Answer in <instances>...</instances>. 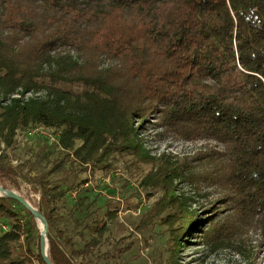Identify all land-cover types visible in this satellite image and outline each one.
Here are the masks:
<instances>
[{"label":"trees","instance_id":"16d2710c","mask_svg":"<svg viewBox=\"0 0 264 264\" xmlns=\"http://www.w3.org/2000/svg\"><path fill=\"white\" fill-rule=\"evenodd\" d=\"M147 123L205 148L189 162L152 155ZM22 128L38 137L13 163ZM1 142L0 183L38 192L53 264L130 248L101 249L118 208L88 185L117 156L147 166L146 194L161 189L137 226H162L165 264H184L192 232L211 251L245 254L251 229L264 245V0H0ZM38 237L31 211L0 192V264H47Z\"/></svg>","mask_w":264,"mask_h":264},{"label":"rangeland","instance_id":"374dc122","mask_svg":"<svg viewBox=\"0 0 264 264\" xmlns=\"http://www.w3.org/2000/svg\"><path fill=\"white\" fill-rule=\"evenodd\" d=\"M78 87V86H75ZM149 120L155 121L154 115ZM144 130V142L150 154L165 155L173 158H184L186 162L191 161L197 152L205 148L204 141L187 140L176 132L168 129L156 127L147 123ZM35 130V129H33ZM53 128L43 129L45 133H50ZM51 134L54 135L53 132ZM43 136V135H42ZM38 133L35 131L20 129L16 136V143L12 149V162L16 163L21 159L29 157V147L35 145ZM45 137V136H44ZM55 137V135H54ZM3 147V143H0ZM49 162H47L48 164ZM147 169L146 165L136 166L135 161L127 159L126 156L112 158V167L102 170L97 169L88 173V185L92 186L96 205H101L108 200L110 205H117V213L107 219L108 230L105 232V239L101 249L111 248L112 239L121 238L122 243H130L131 246L119 257H110L109 264H165L167 251L165 241L167 235L162 226L155 222L145 227L137 226L144 210L153 203L161 194V189L150 188V195L140 185V178ZM86 185V184H84ZM189 189L188 185H184ZM21 193L30 202L38 205L39 194L34 191L28 183L19 182L18 186H10ZM202 192L211 193L207 201H211L218 196L217 192L212 193V187L203 186ZM70 193V192H69ZM74 195V192H71ZM205 202V198H200ZM218 207L223 205L218 202ZM98 207V212L105 208ZM202 210L201 213H203ZM199 238L192 232L179 252L180 261L184 264H264L263 250L259 233L253 229L249 230L244 238L245 254L233 250V247H219L214 251L201 243ZM248 257H247V256Z\"/></svg>","mask_w":264,"mask_h":264},{"label":"water","instance_id":"95a60500","mask_svg":"<svg viewBox=\"0 0 264 264\" xmlns=\"http://www.w3.org/2000/svg\"><path fill=\"white\" fill-rule=\"evenodd\" d=\"M0 192H3L5 195L17 199L22 205H24L25 207H27L31 211V213L33 214V216L37 220V224L39 226L38 244H39L40 254L47 264H53V262L51 261V259L48 256V253H47L48 223H47V219H46V216L44 215L43 211L40 209V207L38 205L30 202L21 193H19L15 189L8 187V186H5L1 183H0ZM40 224H42V226ZM44 236L47 239L45 246H44Z\"/></svg>","mask_w":264,"mask_h":264},{"label":"built area","instance_id":"2783aa9c","mask_svg":"<svg viewBox=\"0 0 264 264\" xmlns=\"http://www.w3.org/2000/svg\"><path fill=\"white\" fill-rule=\"evenodd\" d=\"M52 138H53V136L51 135V136H50V139H52ZM2 228H4V229L7 228V225L2 224Z\"/></svg>","mask_w":264,"mask_h":264},{"label":"bare ground","instance_id":"6f19581e","mask_svg":"<svg viewBox=\"0 0 264 264\" xmlns=\"http://www.w3.org/2000/svg\"><path fill=\"white\" fill-rule=\"evenodd\" d=\"M40 225L42 226V224H40ZM46 242H47V239H46V237L44 236V246H45Z\"/></svg>","mask_w":264,"mask_h":264}]
</instances>
